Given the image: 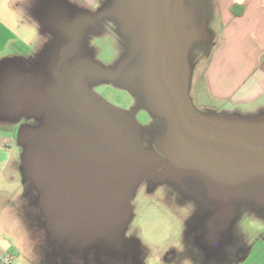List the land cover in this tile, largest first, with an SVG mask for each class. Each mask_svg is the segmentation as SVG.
I'll return each mask as SVG.
<instances>
[{"label":"water","instance_id":"water-1","mask_svg":"<svg viewBox=\"0 0 264 264\" xmlns=\"http://www.w3.org/2000/svg\"><path fill=\"white\" fill-rule=\"evenodd\" d=\"M171 1L148 0L139 8L140 0H119L137 13L143 28L139 76L150 109L165 122L164 144L157 150L142 148L141 129L126 114L55 74L65 57L39 70L43 74L16 81L13 89L11 84V107L2 110L42 118L27 139L22 169L37 192L46 231L62 249L81 250L92 240L117 247L132 191L143 180L194 173L221 186L224 199L241 201V186L264 180V119H227L194 107L188 55L195 43L208 44L211 38L203 26L185 29L194 7ZM173 6L179 10L170 17ZM151 62L156 74L147 70Z\"/></svg>","mask_w":264,"mask_h":264},{"label":"rangeland","instance_id":"rangeland-1","mask_svg":"<svg viewBox=\"0 0 264 264\" xmlns=\"http://www.w3.org/2000/svg\"><path fill=\"white\" fill-rule=\"evenodd\" d=\"M35 1L38 10L33 11V16L40 19L47 17L50 26L52 23L61 26L63 20L68 21L76 16L79 29L72 31L73 28L69 30L68 26L62 28L65 29L63 34L67 36L66 41L72 35L78 41L75 47L64 50L63 55H59L63 49L57 52L54 47L51 62L39 54V61L35 60V64L29 62L31 66H26L24 70L16 64L9 66L5 101L2 100L4 92L0 94L3 101L1 107L10 105L8 86L12 76L27 75L29 68L35 70L31 72L36 75L43 74L39 70L49 69L56 64L58 57L61 60L65 57L55 74L75 81L86 93L135 121L141 129L139 140L143 149L157 150L158 146L163 145L164 119L150 109L149 98L139 76L138 59L143 45V28L137 13L121 6L119 0H98L99 5L92 10V14L102 10L104 14L101 18H95L97 27L93 29L84 26L83 19L75 12L77 9L62 0H49L48 12L43 10L45 0ZM147 1L140 0L139 8H145ZM206 13L201 17L197 15L195 24L203 26L214 48L221 38L220 24L224 15L216 16L211 8ZM57 42L58 39H55L53 43ZM203 44L195 43L188 55L192 84L189 94L194 107L207 114L208 109L199 102L205 99L201 75L211 48H205ZM128 82L134 85L133 90L125 89ZM31 113L27 111L21 112L18 117L13 116L17 122V149L15 142L9 147L15 150L13 157L17 154L11 166L18 167V170L24 164L27 139L42 122L40 116ZM241 189L244 191L241 203L228 201L229 210L234 213L233 219L228 218L221 223L219 232L215 233L212 226L220 221L214 220V215L225 191L221 186L204 181L194 173L183 174L176 180L139 182L132 191L130 215L117 244L125 248L124 263L132 259L133 264H264V180L253 178ZM32 200L27 207L29 214L25 211L21 216L29 222L20 223L22 233H1L2 236H12L16 243L22 244L23 257L28 263L35 259L36 254H32L35 249L41 264H118L115 251L108 249L103 240L86 242L81 250L65 248L66 252L61 251L60 256L61 245L46 231L45 217L39 209L37 195H33ZM30 220L33 221L32 225ZM15 222L11 223L17 226ZM67 256H70V261L65 259Z\"/></svg>","mask_w":264,"mask_h":264},{"label":"crops","instance_id":"crops-1","mask_svg":"<svg viewBox=\"0 0 264 264\" xmlns=\"http://www.w3.org/2000/svg\"><path fill=\"white\" fill-rule=\"evenodd\" d=\"M62 1L77 9L76 13H92L99 5L98 0ZM185 1L195 8L196 17L207 14L210 8L216 16L224 15L220 24V41L214 48L211 39L208 44H203L205 48H211V52L201 75L205 99L200 100L199 104L208 109L207 114L261 122L264 119V0ZM49 2L51 1H44L43 10L47 12L50 8ZM37 5L35 0H0V94L4 92V101L9 66L16 64L24 70L31 63L35 64V60L39 61V54L49 62L53 57V40L62 39L55 29H62L63 23L61 26L54 23L50 26L47 17H34L33 11L38 10ZM234 9L237 15L234 14ZM31 71L35 70L29 68L27 75L12 76L15 82L13 80V86L9 83L8 87L12 86L13 89L18 81L33 77L35 73ZM190 85L192 87L191 81ZM4 107L5 105H0V264H4L2 259L6 255L14 257L11 264H41L35 249L32 254H36L35 259L38 261L35 263L34 259L28 263L23 257L22 244L16 243V239L8 234L1 235L22 233L20 223L23 225L29 222L21 216L25 211L29 214V202L33 201V195H37L25 180L24 171L20 169L22 164L19 170L18 167L11 166L12 159L17 157V154L13 157L15 150L9 147V144L15 142L17 149V122L13 120V116H17L15 113L8 114L7 109L3 111ZM15 221L17 226L11 223ZM59 250L60 256L66 252L62 248ZM67 257L65 259L70 261V256Z\"/></svg>","mask_w":264,"mask_h":264},{"label":"flooded vegetation","instance_id":"flooded-vegetation-1","mask_svg":"<svg viewBox=\"0 0 264 264\" xmlns=\"http://www.w3.org/2000/svg\"><path fill=\"white\" fill-rule=\"evenodd\" d=\"M171 5H173V0L171 1ZM176 6H173V9H172V11H170V17H172L173 16V14L175 13V11L177 12V10H179L178 8H175ZM77 14H79L80 15V17L83 19V22H84V26H91L90 28H92L93 27V29L95 28V27H97L96 26V22H95V18H97V16H99L100 18H101V15L102 14H104V11L102 10V11H100L99 13H89V12H85V13H77ZM88 14V15H87ZM176 14V13H175ZM76 16H73V17H71V18H69L68 19V21L67 20H63V25H62V27L64 26V28L65 27H69V28H67V29H71V28H73V30L72 31H74V29H79V24H77V22H76V18H75ZM88 18V19H87ZM196 14H194V17H193V20H191V23L190 22H188L187 24H186V26H185V29L186 30H193V23L195 24L196 23ZM102 26H104L103 25V23H102ZM55 30H57L58 32H61V33H57L58 35H60L61 37H62V39H59L58 40V42L56 43V44H54V46H53V48L55 47V50L57 51V52H59L61 49H63V51H61V52H59V55H63L64 54V50H70L71 48H73V47H75V45L77 44L76 42L78 41V39L76 38V36H74V35H72L71 37H69L68 39H67V41H66V35L65 34H63L64 32V30L65 29H60L59 27L57 28L56 27V29ZM57 35V36H58ZM55 39H57V38H55ZM54 39V40H55ZM54 40H53V42H54ZM60 41H63V43H61ZM66 41V42H65ZM191 51V50H190ZM38 58H41V56L39 55V57ZM61 57H58L57 58V60H61L60 59ZM63 58V57H62ZM167 59V58H166ZM138 68L140 69L141 67H142V65H141V52H140V55H139V59H138ZM152 63V65H150L149 64V68L151 67V70L150 69H148V66H147V70H148V72L150 73V74H156L157 73V71H156V69H155V67H154V63L153 62H151ZM166 66L168 67V64L166 63ZM152 71V72H151ZM138 73V72H137ZM129 77V76H128ZM127 77V80L129 81V78ZM141 82H142V80H141ZM129 84H127V86H126V90H128V91H130V90H133L132 88L134 87V85L133 84H131L130 82H128ZM190 88H191V85H190ZM135 92V91H134ZM131 93H132V91H131ZM190 93V92H189ZM241 197L240 198H235V199H231V201L232 202H234V203H241L242 201H241ZM228 201H230V200H227V199H224V196H223V198L221 199V202L219 203L220 205H219V208H218V210L215 212V215H214V220H216V221H220V223L217 225L216 223H215V225H213L212 226V228L214 229L213 231L216 233V232H219L218 231V229H219V227L221 226V223L223 224L225 221H227V219L228 218H232L233 219V215H234V213L232 212V210H231V212H230V210H229V206H228ZM216 230V231H215ZM108 249H111V250H113V251H115L114 252V256H116V258H115V260H117V262H118V264H133V261H131L132 259H130V262H129V259H128V261L127 262H125L124 263V261H123V259L125 258V256L124 255H126V252H123L124 250H125V248L123 247V246H117V247H107ZM245 254H243V256H244ZM241 257H242V255H241Z\"/></svg>","mask_w":264,"mask_h":264},{"label":"built area","instance_id":"built-area-1","mask_svg":"<svg viewBox=\"0 0 264 264\" xmlns=\"http://www.w3.org/2000/svg\"><path fill=\"white\" fill-rule=\"evenodd\" d=\"M14 257L12 255H6L3 257L2 261L4 264H11L13 261Z\"/></svg>","mask_w":264,"mask_h":264},{"label":"trees","instance_id":"trees-1","mask_svg":"<svg viewBox=\"0 0 264 264\" xmlns=\"http://www.w3.org/2000/svg\"><path fill=\"white\" fill-rule=\"evenodd\" d=\"M233 12H234V14H236V15H237V11H236L235 9H234V11H233ZM201 79H202V78H201Z\"/></svg>","mask_w":264,"mask_h":264}]
</instances>
